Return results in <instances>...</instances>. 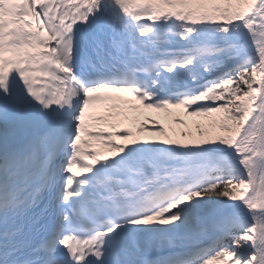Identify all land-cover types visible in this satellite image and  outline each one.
<instances>
[{
  "label": "snow or ice",
  "instance_id": "6c2138e0",
  "mask_svg": "<svg viewBox=\"0 0 264 264\" xmlns=\"http://www.w3.org/2000/svg\"><path fill=\"white\" fill-rule=\"evenodd\" d=\"M0 264H264V0H0Z\"/></svg>",
  "mask_w": 264,
  "mask_h": 264
},
{
  "label": "rangeland",
  "instance_id": "374dc122",
  "mask_svg": "<svg viewBox=\"0 0 264 264\" xmlns=\"http://www.w3.org/2000/svg\"><path fill=\"white\" fill-rule=\"evenodd\" d=\"M178 111H179V110H178ZM181 112H182V111H181ZM181 112H180V113H181Z\"/></svg>",
  "mask_w": 264,
  "mask_h": 264
}]
</instances>
